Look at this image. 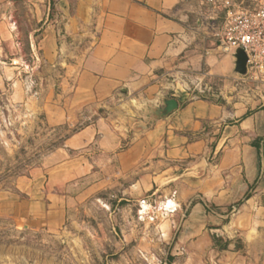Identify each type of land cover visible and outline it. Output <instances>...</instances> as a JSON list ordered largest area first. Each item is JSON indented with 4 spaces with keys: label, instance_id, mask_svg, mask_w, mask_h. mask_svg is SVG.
Segmentation results:
<instances>
[{
    "label": "crops",
    "instance_id": "obj_1",
    "mask_svg": "<svg viewBox=\"0 0 264 264\" xmlns=\"http://www.w3.org/2000/svg\"><path fill=\"white\" fill-rule=\"evenodd\" d=\"M231 1L249 9L264 2ZM223 16L204 0H0L5 106L26 108L24 116L37 109L50 127L87 122L30 181L45 177L55 192L92 179V193L118 185L124 195L161 193L188 209L190 226H213L240 245L227 264H264V83L252 97L232 93L246 77L205 25ZM210 84L220 85L221 101L198 96ZM164 98L176 99L178 110L153 119ZM22 199L1 193L0 215L32 219L40 201Z\"/></svg>",
    "mask_w": 264,
    "mask_h": 264
},
{
    "label": "rangeland",
    "instance_id": "obj_2",
    "mask_svg": "<svg viewBox=\"0 0 264 264\" xmlns=\"http://www.w3.org/2000/svg\"><path fill=\"white\" fill-rule=\"evenodd\" d=\"M18 9L20 15L26 11L25 6ZM20 47L28 62L25 39H20ZM8 77H13L12 72ZM34 81L28 79L31 88ZM260 85L246 78L232 93L242 90L247 98L252 97ZM209 86L198 96L214 93L221 101L220 85ZM1 90L6 113L0 119V194L37 197L40 205L29 220L17 214L0 215V264H227L224 256L240 248L234 239L230 248L231 242L219 238L213 226L203 231L190 226L188 209L165 208L167 197L161 193L139 195L131 190L124 195L121 185L92 193L86 190L92 179L69 182L55 192L45 177L30 181L36 172L43 174L39 169H46L44 158L87 122L72 128L50 127L37 109L24 116L26 108H7L10 87ZM33 183L34 193L33 186L27 190V184ZM26 210L29 206L22 209Z\"/></svg>",
    "mask_w": 264,
    "mask_h": 264
},
{
    "label": "built area",
    "instance_id": "obj_3",
    "mask_svg": "<svg viewBox=\"0 0 264 264\" xmlns=\"http://www.w3.org/2000/svg\"><path fill=\"white\" fill-rule=\"evenodd\" d=\"M219 18H206V27L218 39L224 54L234 55L241 49L247 55V73L244 77L254 83H264V2L254 8L233 7L231 0H204Z\"/></svg>",
    "mask_w": 264,
    "mask_h": 264
},
{
    "label": "water",
    "instance_id": "obj_4",
    "mask_svg": "<svg viewBox=\"0 0 264 264\" xmlns=\"http://www.w3.org/2000/svg\"><path fill=\"white\" fill-rule=\"evenodd\" d=\"M234 59L236 65V73H238L241 76H245L247 73V60H248L247 55L243 50L238 49L234 54ZM162 102H163L162 108L152 109L153 119L166 118L169 115H171L173 112L177 111L179 108V103L176 99L164 98ZM232 246H234V242H231L229 247L231 248Z\"/></svg>",
    "mask_w": 264,
    "mask_h": 264
},
{
    "label": "bare ground",
    "instance_id": "obj_5",
    "mask_svg": "<svg viewBox=\"0 0 264 264\" xmlns=\"http://www.w3.org/2000/svg\"><path fill=\"white\" fill-rule=\"evenodd\" d=\"M168 204H169V205H168ZM168 204H167V202H166V203L164 204V207H165V208H166V207L169 208L171 205H174V203L171 202V201H169ZM145 207H146V206H145ZM176 210H177V209H176ZM176 210H175V211H176Z\"/></svg>",
    "mask_w": 264,
    "mask_h": 264
},
{
    "label": "trees",
    "instance_id": "obj_6",
    "mask_svg": "<svg viewBox=\"0 0 264 264\" xmlns=\"http://www.w3.org/2000/svg\"><path fill=\"white\" fill-rule=\"evenodd\" d=\"M228 247V243L225 245V247L223 249H226Z\"/></svg>",
    "mask_w": 264,
    "mask_h": 264
}]
</instances>
